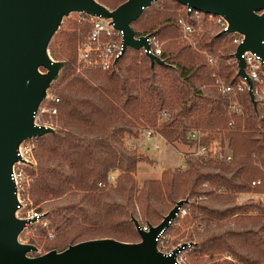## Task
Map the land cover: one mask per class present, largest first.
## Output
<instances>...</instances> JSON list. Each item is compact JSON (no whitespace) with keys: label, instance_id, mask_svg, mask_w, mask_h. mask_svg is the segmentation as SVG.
<instances>
[{"label":"trees","instance_id":"1","mask_svg":"<svg viewBox=\"0 0 264 264\" xmlns=\"http://www.w3.org/2000/svg\"><path fill=\"white\" fill-rule=\"evenodd\" d=\"M98 1L115 9L127 0ZM184 9L176 0H157L132 23L135 34L160 37L164 64L129 47L115 67L78 73L77 43L88 25L75 19L66 18L50 42L53 59L66 65L52 86L58 113L46 117L55 132L38 138L37 165L28 168L27 194L42 220L23 234L38 248L51 242L43 253L91 239L138 242L134 219L156 226L187 200L162 235L164 245L187 244L188 264H264V201H239L240 194L264 193V98L256 95L255 106L245 88L238 95L243 113L230 112L231 100L213 85L212 73L242 82L233 35L207 25L195 42L183 39L178 18ZM148 129L169 143L218 140L232 157L187 153L184 167L140 183L139 164L148 158L127 142ZM194 130L207 135L193 139Z\"/></svg>","mask_w":264,"mask_h":264},{"label":"water","instance_id":"2","mask_svg":"<svg viewBox=\"0 0 264 264\" xmlns=\"http://www.w3.org/2000/svg\"><path fill=\"white\" fill-rule=\"evenodd\" d=\"M176 1L204 13L224 16L229 29L221 34L237 32L244 36L235 52L238 75L246 79L251 100L257 106L253 80L245 70L242 55L256 52L264 61V0ZM152 4L153 0H127L110 9L98 0H0V264H179L176 255L187 244L167 255L159 250L158 239L187 200L178 201L160 224L150 225L148 230L134 219L141 238L138 242L91 239L62 251L52 249L38 254L36 245L20 240L28 224L37 219L16 215L19 202L12 179L13 165L20 160V144L55 132L53 127L36 125L35 115L66 65L53 59L49 50L64 18L85 13L110 20L124 32L123 55L129 47L150 48L149 36L136 38L132 23ZM148 57L152 64L165 63L157 55Z\"/></svg>","mask_w":264,"mask_h":264},{"label":"built area","instance_id":"3","mask_svg":"<svg viewBox=\"0 0 264 264\" xmlns=\"http://www.w3.org/2000/svg\"><path fill=\"white\" fill-rule=\"evenodd\" d=\"M157 0H153L155 2ZM147 9V8H145ZM186 15L183 13L178 18V23L181 26L182 38L189 41L195 42L196 37L202 34L204 28L210 25L213 28L220 29L222 31H228L229 23L224 16L215 15L211 13H204L192 6L185 5ZM264 12V11H263ZM81 18L80 22H86L88 24V30L86 35L79 39V44L77 46V72L84 74L88 70H109L116 66L117 61L122 55L124 44L123 36L124 32L122 30L116 29L110 20L101 18L96 15H88L85 13H79ZM81 36L82 33H80ZM232 43L236 45V48L244 40V36L240 33H232ZM141 36H149L148 42L150 44L149 49H140L141 55H157L161 57L163 52V42L158 35L140 33L135 34L136 38ZM264 43V41H263ZM236 52V51H235ZM235 52L233 54V62L238 64V59L235 57ZM242 57L246 61V72L253 80L254 92L256 95L264 98V61L262 57L256 52L247 51ZM209 62L211 65H216V59L213 56H209ZM239 68H237L238 72ZM213 85L222 94L228 96L231 100L228 108L231 113L242 114L243 108L238 100L239 92L245 88H248V84L245 78L242 77V82L240 84H231L226 78L212 73ZM59 97L52 95L49 91L47 97L40 105L36 115L35 124L39 126L52 127V123L49 122L46 117L56 115L58 109L53 107L54 102H59ZM163 116H166L164 111ZM231 126H235V120L231 121ZM149 138L156 133L154 129H148ZM206 132L200 130H194L190 133L191 138L201 139L206 136ZM39 137L30 138L23 141L18 148V155L20 160H18L13 165L12 179L15 182L17 188V199L19 202L18 210L16 215L22 219H33L36 218L37 222L42 220L43 214L39 212L30 200L27 191L33 182V176L29 173L28 168L36 167L37 160L35 156V149L37 146V140ZM197 155L201 156H217L223 159H231L232 153L228 149L227 145L222 146L221 144H214L213 142L209 145H199ZM261 198L264 201V193L261 194ZM185 213V211H183ZM36 223V222H35ZM35 223L28 224L26 230L31 228ZM43 226H48V221H43ZM144 230L149 229V225L142 226ZM164 234V233H163ZM162 234V235H163ZM162 235L158 239L159 243L162 244L163 250L159 248L160 251L167 255H171L175 249L179 246L171 248L169 245H164ZM49 237L53 238L54 233L50 232ZM181 246V245H180ZM186 247L179 251L176 255L177 263L188 264L187 256L185 254Z\"/></svg>","mask_w":264,"mask_h":264},{"label":"rangeland","instance_id":"4","mask_svg":"<svg viewBox=\"0 0 264 264\" xmlns=\"http://www.w3.org/2000/svg\"><path fill=\"white\" fill-rule=\"evenodd\" d=\"M66 18L75 19L80 23L79 19L81 18V15L79 13H72L69 16L65 17L64 21ZM84 24L88 25L86 22H84ZM80 33L81 32L79 29V35ZM79 41L80 40H78L77 46L79 44ZM56 82H54L49 89V92L52 95H56L54 88L52 87ZM163 119L161 118L160 122L163 121ZM213 142L214 144H219L218 140H214ZM127 143L129 147L136 146L139 149V152L148 158L147 160L142 161L139 164L137 178L140 183L146 178H152V179L160 178L163 170L166 168L184 167L185 166L184 156L187 153L197 154L198 147H199L198 144L190 146V145L183 144V143H169L166 141V139L163 136L159 135L158 133L153 134L149 138L148 131H143L139 139L130 138ZM116 176H117V172H112L110 175V180L114 181ZM261 194L262 193L260 194L259 193L240 194L239 201L244 202L248 200L249 198H254L256 200H259V199H262ZM25 232H27V230H25L20 236V240L22 242H26L24 240L25 237L23 236ZM27 234H30V233H27ZM171 243L173 244V237H172ZM47 244L49 246L52 245L51 242H47L46 240H44L41 248H39L38 254H42L44 252L43 248Z\"/></svg>","mask_w":264,"mask_h":264}]
</instances>
